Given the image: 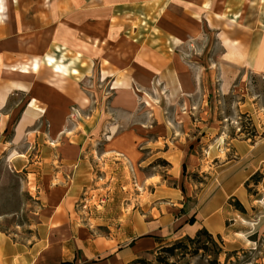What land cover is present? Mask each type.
I'll return each mask as SVG.
<instances>
[{"label":"rangeland","instance_id":"374dc122","mask_svg":"<svg viewBox=\"0 0 264 264\" xmlns=\"http://www.w3.org/2000/svg\"><path fill=\"white\" fill-rule=\"evenodd\" d=\"M44 5L58 11V19L55 12L43 15L56 22L53 28L28 30L21 43L27 53L43 56L44 80L53 78L68 94L49 100L30 87L31 74L6 76L27 84V92L10 100L12 123L30 96L42 98L45 112L56 115V136L43 147L23 141L24 161L31 166L18 172L0 161V237L26 245L40 241L57 264H74L76 252L95 261L100 255L88 253L90 243L116 249L139 241L148 229L170 232V214L182 223L199 200L234 192L226 201L237 209L236 227L255 225L254 243L232 250L220 237L213 236V243L192 232L190 239L171 238L168 245L186 246L173 255L156 248L139 257L153 264H160L157 257L168 264H259L264 70L227 60L214 17L249 14L259 27L264 0H44ZM92 37L104 43L93 47L87 40ZM41 120L48 135L45 116ZM173 188L191 193L179 211L173 209Z\"/></svg>","mask_w":264,"mask_h":264},{"label":"crops","instance_id":"0c3cea01","mask_svg":"<svg viewBox=\"0 0 264 264\" xmlns=\"http://www.w3.org/2000/svg\"><path fill=\"white\" fill-rule=\"evenodd\" d=\"M5 5L6 9L0 11V15L2 16L0 18V59L4 58V55L12 54L13 56L10 59L0 61L8 65L6 62L13 61L19 55H33L32 53H27V45L25 42L24 44L21 43V38H25L26 35L24 34L28 30L53 28L56 22L54 21L53 23L51 21L52 18L49 21L48 19L44 20L43 15L55 12L54 18L58 19L55 17L56 14L58 15V11H53L52 6H45L44 0H36L34 9L32 0H5ZM239 14L229 19L214 17L215 19L217 18L216 27L219 31L218 36L225 40L227 60L235 66L240 65L251 69L264 70V20H259L260 24L257 27L258 25L253 22L249 14L242 16H239ZM16 37H20V42L15 39ZM38 47L40 46H37L35 53L39 51ZM40 57L43 60V56L40 55ZM21 60L23 59H18V61ZM55 70L58 73L60 71L63 72L62 67ZM31 75L34 77V84H31L30 87L32 86L37 94H45L46 97H49V100H54L53 95H58L56 99H59L58 93L68 94V90L61 89L63 85L52 84L50 82L53 81V78L44 80L40 69ZM6 76V74L0 73V161L11 165L18 172L27 166H31L29 161H24L27 156L22 148V145L25 143L23 141L29 140V143L30 141H34L39 145L42 144V147L46 141H54L56 135L53 134L52 129L54 128L53 123L55 122L56 115L45 112L46 102L42 98L39 101V98L30 96L26 104L19 110L21 112H17L19 115L17 120L12 123V110L15 108L10 107V100L12 99V95L27 92V84L22 80H11ZM44 81H49L51 85L46 84ZM45 85L50 90H46L44 88ZM55 108H58V106L54 108L50 107V109ZM32 114L34 115L32 116ZM42 116H45V121L50 128L48 135L41 128L43 125ZM37 123H40V125L38 126ZM28 124L34 125L27 126ZM46 147L49 146L46 145ZM41 160L43 164L44 159L42 158ZM60 161L63 162V159ZM53 173H57V171H53ZM70 188L68 187L64 196L61 197L62 200L68 195ZM56 190L61 191L58 187H56ZM172 191L177 196V202L173 209L178 211L184 209L186 198L191 193L189 194L186 190L182 191L177 188H173ZM57 193L54 192V194ZM233 195L234 192H228L225 195L222 192V197L199 200L194 205L192 211L194 213L193 223H189L188 219H184L182 223L178 222L177 224L179 217L176 214L174 216L170 214V232H165V235L161 233L162 228L148 229L142 234L143 237L139 241H134V243L131 241L128 245L119 246L116 249L113 248L114 250L102 245L98 246L96 243H90L88 253H91V255L98 254L100 255V259L93 261L88 255L80 256L79 258V253L76 252L78 261H74V264H135L132 261L141 256L142 252L168 245L171 243V238L177 239L187 234L190 235L200 228H205L212 236L220 237L224 241V244L228 245L232 250L243 247L245 241L254 243L251 236L258 230L255 229V225H252L253 228L248 226L243 227L242 231L236 227V223L238 222L236 218L238 216L237 209L226 201V199ZM196 196L198 200L199 196ZM56 199L58 200V198ZM175 224L177 225L173 229ZM178 227L180 229L176 231ZM48 231L50 232L49 229ZM172 232L175 234L169 236ZM238 232H241L242 235H238ZM51 253L52 251H48L42 245L40 246V241L26 245L22 242L14 241L9 237H0V264H57V258L51 261ZM103 253L105 256H101ZM259 264H264V257L260 259Z\"/></svg>","mask_w":264,"mask_h":264},{"label":"bare ground","instance_id":"6f19581e","mask_svg":"<svg viewBox=\"0 0 264 264\" xmlns=\"http://www.w3.org/2000/svg\"><path fill=\"white\" fill-rule=\"evenodd\" d=\"M3 9H6L5 0H0V11H2ZM0 18H2L1 15H0ZM87 40L91 42L93 47H99L101 44L104 43V41L98 38H95V37L87 38ZM108 51L110 53L114 52L111 48L108 49ZM48 60L52 62L53 59L49 58ZM41 62H42V58L39 55H29L22 62H19V63L14 62L8 65H5L0 61V73L6 74V75H12L15 72H17L21 76H27V75L34 74L37 71H39ZM58 67L59 66H57V69ZM44 88L46 90H50V88L46 85L44 86Z\"/></svg>","mask_w":264,"mask_h":264},{"label":"trees","instance_id":"16d2710c","mask_svg":"<svg viewBox=\"0 0 264 264\" xmlns=\"http://www.w3.org/2000/svg\"><path fill=\"white\" fill-rule=\"evenodd\" d=\"M237 205L238 207L240 206V202L237 201ZM189 223H193L194 222V216L192 215L188 220H187ZM201 234H204L206 235V237L213 243L214 242V239H213V236L205 229V228H200L196 231L195 235L196 236H199ZM190 235H188V239H190ZM177 247H186L185 244L182 242V241H179L175 244H172V245H165V246H161L159 247L162 251H167L169 252L171 255H173V252H174V249H176ZM202 248H206L205 245H202ZM220 253V249H218L217 251V254ZM156 260L160 263V264H168V262L162 258V257H157ZM216 262V261H215ZM134 263L135 264H153L151 263L150 261H147L146 259H142L140 257L136 258L134 260ZM173 264V263H172Z\"/></svg>","mask_w":264,"mask_h":264}]
</instances>
